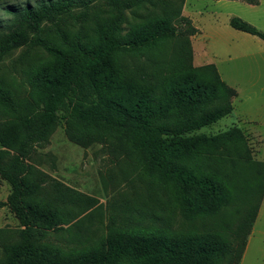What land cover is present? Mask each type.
Instances as JSON below:
<instances>
[{"label":"trees","instance_id":"obj_1","mask_svg":"<svg viewBox=\"0 0 264 264\" xmlns=\"http://www.w3.org/2000/svg\"><path fill=\"white\" fill-rule=\"evenodd\" d=\"M77 1L82 0L41 1L37 9L29 2L5 6L19 15L21 25L28 24L38 33L32 44L51 55L53 67L45 70L47 66L41 65L26 73L29 87L24 79L0 75V177L11 186L0 207H9L22 227L20 241L8 250L4 264H238L259 208L234 238L218 232L177 237L162 231L112 228L103 248L91 253L65 254L40 243L35 224L46 216L48 205L35 201L42 179L33 175L29 158L61 120L67 137L83 147L105 143L109 137L126 144L147 174L169 187L186 218L204 216L212 212L211 202L223 204L233 198L234 174L222 171L219 151L233 147L237 158L230 160L232 167L251 162L238 126L193 146L190 140L196 137L184 136L230 114L238 95L214 64L186 65L187 36L197 33L189 19L182 17L185 24L175 26L169 15L153 16L126 30L124 10L144 0H107L116 13L94 30L91 39L80 33L67 36L57 27L59 43L46 40L39 14L53 21L56 8ZM243 1L257 5L260 0ZM229 23L264 41V31L244 19L233 16ZM13 36H0V60ZM177 39L185 41L187 52L168 69L157 55ZM125 57L146 58L156 71L128 72ZM128 84L142 91H123Z\"/></svg>","mask_w":264,"mask_h":264},{"label":"rangeland","instance_id":"obj_2","mask_svg":"<svg viewBox=\"0 0 264 264\" xmlns=\"http://www.w3.org/2000/svg\"><path fill=\"white\" fill-rule=\"evenodd\" d=\"M41 1L53 0H0V36L14 35L8 52L0 60V75L16 77L19 82L24 79L26 87V73L41 65L48 70L53 67V60L42 46L32 44L38 33L28 24L21 25L19 15L5 6L29 2L37 9ZM116 10L107 0L60 5L53 21L39 14L41 35L58 44V27L67 36L80 33L91 39L94 30ZM163 15H169L175 26L185 24L182 17L189 19L197 29L196 34L186 35V47L190 48L186 65L214 64L221 78L238 92L230 114L184 135L196 137L190 140L193 146L196 141L201 143L233 126L241 128L251 162L232 167L230 160L237 158L233 147L219 151L222 171L234 174L232 200L223 204L211 202L212 212L186 218L169 187L150 177L139 156L126 144L109 137L105 143L83 147L67 137L61 120L48 141L37 146L29 158L33 175L37 181L42 179L35 201L48 205L46 216L35 224L40 243L65 254L91 253L103 248L112 228L162 231L177 237L218 232L234 238L240 236L241 225L249 221L261 204L241 264H264V166L260 164L264 162V41L229 23L231 17L238 16L264 31V0L257 5L243 0H144L124 10L123 26L128 30L133 24ZM186 52L185 41L177 39L169 41L157 57L169 69ZM145 59L128 57L123 63L128 72H155L156 67ZM141 89L128 84L122 90L138 93ZM10 191V184L0 177V201H5ZM21 228L14 212L7 206L0 207V264L6 262L8 250L19 243Z\"/></svg>","mask_w":264,"mask_h":264},{"label":"crops","instance_id":"obj_3","mask_svg":"<svg viewBox=\"0 0 264 264\" xmlns=\"http://www.w3.org/2000/svg\"><path fill=\"white\" fill-rule=\"evenodd\" d=\"M251 5H253V4H251ZM263 198H264V194H263ZM262 201H263V199H262ZM260 206H261V204H260ZM259 209H260V207H259ZM258 213H259V210H258ZM257 216H258V214H257ZM257 216H256V218H257ZM255 222H256V219H255ZM255 222H254V224H253V227H252V230H251V233H250V236H249L250 238H251V236H253ZM250 238L248 239V242H247V245H246V248H245V251H244L243 257H242L241 261H240L238 264H241V262H242V261L244 260V258H245V255H246V253H247V249H248V245H249V242H250Z\"/></svg>","mask_w":264,"mask_h":264}]
</instances>
